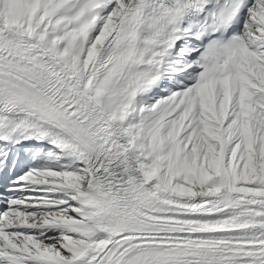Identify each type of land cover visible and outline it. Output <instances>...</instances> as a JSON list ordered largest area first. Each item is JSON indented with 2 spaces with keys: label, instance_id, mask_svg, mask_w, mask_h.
<instances>
[{
  "label": "bare ground",
  "instance_id": "1",
  "mask_svg": "<svg viewBox=\"0 0 264 264\" xmlns=\"http://www.w3.org/2000/svg\"><path fill=\"white\" fill-rule=\"evenodd\" d=\"M134 1L120 0L96 14L85 27L75 29L70 17L78 0H72L70 17L62 22L47 18L39 7L40 0H1L0 32L6 37L5 33H22L23 53L43 60L80 100L72 102L64 89L46 90L60 109L58 121L81 142L92 137L91 141L103 145L108 153L120 154L124 178L115 183L114 192L125 225L119 226L107 217L111 215L106 209L90 204L86 198V185L94 181L90 168L83 169L67 159L61 162L66 181L49 172L32 171L17 184L12 199L6 197L13 208L6 210L0 221V229L7 230L0 231V264H113L130 250L157 247L254 256L227 261L180 258L165 264H264V194L252 187L234 192L226 168L229 148H241L244 124L255 140L250 148L253 155L257 156L256 148L264 143V122L260 119L264 109V7L251 8L245 31L251 50L244 51L243 64L235 75L211 78L192 89L194 67L187 58L190 48L182 46L155 62L152 74L139 82L122 111L114 115L103 108L95 90L109 55L114 50L127 55L125 40ZM14 66L16 69L7 68L10 77L30 84V71L21 63ZM84 108L91 111L96 125ZM244 113L259 124L243 123ZM48 114L56 119L51 111ZM200 117L210 120L212 129L200 130L199 137L205 133L212 138L213 150L222 161L216 188L186 185L172 174L170 163H159L156 152L166 121L191 125ZM133 142L136 154L131 150ZM192 147L196 156L202 154L203 144L195 141ZM206 158L209 155L204 154L203 163ZM82 175L84 185L72 183ZM259 184L264 187V180ZM81 205L91 217L76 223L70 216L79 214ZM94 211L108 228L97 226ZM10 230L13 233H8ZM65 230L76 231L85 241L65 240L61 235ZM46 234L50 235L48 242L41 240ZM66 241L68 247H63ZM59 249L71 256L59 257Z\"/></svg>",
  "mask_w": 264,
  "mask_h": 264
},
{
  "label": "rangeland",
  "instance_id": "2",
  "mask_svg": "<svg viewBox=\"0 0 264 264\" xmlns=\"http://www.w3.org/2000/svg\"><path fill=\"white\" fill-rule=\"evenodd\" d=\"M261 96L262 102L264 103V94L262 93ZM252 116L253 115L251 114L249 118ZM166 117L167 116L164 118ZM241 119L243 120V123L251 122L252 125L259 124L253 118L252 120H249L247 118V113H244V115L242 114ZM260 119L263 123L264 109L263 113H261ZM196 121V123L191 125L190 123H184V121H179L173 124H170L168 121H166L165 125L162 126V129L160 130L161 139L159 140H161L162 143L160 141L157 143L156 147V152H159V163H170V171L172 174L177 177L178 180L181 179V181H183L186 185L198 186L199 183L206 184L208 187L212 186L216 188V179L222 170V161H220L221 158L215 154L213 150L214 144L212 138L205 133L199 137L200 130H208L207 132H209L212 129V122L207 118L202 117ZM197 126H199V129H197ZM241 138V148L236 150L233 149V146L229 148V151L227 152L230 158V160L226 162V168L231 178L230 186L232 187V190L237 193L240 192L242 187H252L258 191L259 195H263L264 187L260 184H257L261 179H264V143L261 142L260 145L262 146H260L259 149L258 147L256 148L257 156H255L250 150L252 145H255V140L251 131L245 124L244 126H241ZM195 141H198L204 145L202 154L209 155V158H206L204 163L203 155L198 154L199 156H196L192 149V143ZM153 173L154 170H152V174ZM55 177H57V179L60 181H64L67 178V175L64 172L59 171ZM73 181V184L78 181L81 185L82 183L84 185L83 176H79L76 179L74 178ZM82 206L83 205L80 206L81 212H79V214H71L70 216V218L76 223L87 221L90 217L89 213L86 211L84 212L85 207ZM61 235H65V240H70L74 243L85 241L82 235L79 236V233L77 234V232L73 230H67V232L65 230V232ZM45 242H48L47 239ZM42 246L43 245L41 243V247ZM62 246L68 247V242L66 241ZM69 253L70 252H66L65 249H59L58 256H71V253Z\"/></svg>",
  "mask_w": 264,
  "mask_h": 264
}]
</instances>
